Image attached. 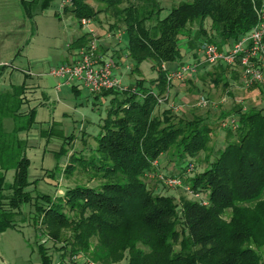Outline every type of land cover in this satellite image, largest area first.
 Masks as SVG:
<instances>
[{
  "label": "trees",
  "instance_id": "1",
  "mask_svg": "<svg viewBox=\"0 0 264 264\" xmlns=\"http://www.w3.org/2000/svg\"><path fill=\"white\" fill-rule=\"evenodd\" d=\"M50 1L23 4L28 14H33L36 10L31 8L36 3L42 9ZM263 3L181 0L163 16L159 0H72L65 5L78 19L101 11L111 13L115 24L122 22L133 69L139 71L140 62L149 59L156 75L151 84L137 77L125 90L99 91L113 96L95 135L96 145L88 154L71 152L63 170L72 172L80 160L83 169L101 180L95 184L77 182L53 195L28 188L36 179L28 177L27 143L18 137V131L33 124L35 107L20 114L15 113L21 102L17 96L0 101V230L14 227L22 205L30 203L36 234L41 233L40 224L54 248L60 250L55 261L49 246L36 241L41 264H68L74 255L101 264H264L263 109L235 105L229 110L238 120L237 127L231 124L237 136L194 175L193 169L186 172L184 163H192L193 157L207 148L214 125L203 116L176 118L169 108L161 114L155 112L167 88L168 69L163 63L183 61L180 41L187 39V49L204 40L220 46L232 43L257 23ZM208 18L214 34L206 29ZM217 64L222 75L230 67ZM21 88L15 87L16 95ZM9 111L15 123L6 131L2 117ZM56 123L42 128L41 134H55ZM56 130L64 141L74 137L63 134L59 127ZM171 148L179 159L175 175L200 191L208 203L187 196L177 201L172 194L154 192L148 185L146 176L154 170L156 159ZM68 149L63 142L56 152L67 153ZM9 169L14 171L12 180L6 179ZM25 215L21 219L27 220Z\"/></svg>",
  "mask_w": 264,
  "mask_h": 264
},
{
  "label": "rangeland",
  "instance_id": "2",
  "mask_svg": "<svg viewBox=\"0 0 264 264\" xmlns=\"http://www.w3.org/2000/svg\"><path fill=\"white\" fill-rule=\"evenodd\" d=\"M159 1L163 5V9L160 12V15L163 16L170 9L171 5L181 0ZM53 9L54 4L50 3L49 7L44 11L42 18H58L57 15H54ZM109 15L111 16L112 14L109 13ZM75 18V15L71 11H67L62 16L61 22L66 23L70 19L74 20ZM119 24L122 26V22H119ZM194 26L197 25L194 24ZM205 26L208 33L215 32L211 27L210 18L205 21ZM51 31L54 30L52 29ZM55 33V35H52L49 32L50 36L44 41L42 48L43 55L48 54V57L43 61L41 68H45L56 61V46L62 47V45H65L66 38H64V32L59 31ZM180 43L184 52L183 61L196 60L200 57L199 46L187 49V39H182ZM37 49L40 48L38 47ZM194 52L198 54L194 55ZM125 63L134 66V60L129 56L122 57L120 64H122L121 70L123 73L130 75L131 78L141 76L146 79V83L148 81L151 84L152 78L149 77L156 70L152 67V62L149 59L141 62V71H130V69L125 67ZM223 63L226 64L225 62ZM221 72L222 68L216 63L206 61L199 63L196 71L187 74L181 80H173L170 84H167V88L160 95L159 103L155 109L157 114H161L163 109L169 108L173 114H176V118L181 116L186 118L203 116L214 125L207 148L193 157L192 162L195 166L191 175L209 165L218 150L228 140L237 136L236 129H233L231 123H229L230 119L235 117L236 114L229 110L236 105L244 109H249L250 107L262 108L264 111V87L258 84L246 85L241 71L236 67H227L223 75ZM226 80L228 81L227 84L225 83ZM123 83L125 82L123 81ZM67 88L66 92L63 91L66 104H63L62 101L59 103L54 101L37 106L36 121L31 127V137L28 139L29 145L26 149V154L30 158L28 177L31 180L36 179V182H33L28 188L34 192H47L53 195L57 194V192L62 193L66 186H72L77 182L95 184L101 180L99 176L93 175L90 170L83 169L82 165L79 164L80 160L77 161L72 172L64 171L63 168L70 160L69 156L71 152L79 155L77 150H80V152L88 154L96 145L95 135L101 128V123L106 116L113 94H100L94 100L87 89L82 88L76 94L77 96L74 100V98H68L67 93L70 92L71 87L68 86ZM44 118H49L51 123L47 125L48 121H43ZM52 121L57 122V125H54V131L57 132L58 130L56 129L59 127L63 131V134H72L74 136L73 139L69 140L66 137L64 141L65 138L56 132L49 137L41 134V129L51 126L53 124ZM63 142L66 147L70 148L68 149V151L70 150L69 153L56 152ZM172 150L173 148L162 153L156 159L155 168L146 176V181L154 192L172 194L177 201H180V198L183 196L196 199L197 197L192 191L194 188H192L189 182H185L184 178L182 184L167 185L164 182L167 175H175L178 172L179 159L173 155ZM184 164L189 167L190 162H185ZM185 170L187 172L188 169ZM13 173V169L7 170L6 179L12 180ZM33 209L32 204H23L20 214L15 216L16 225L8 227L5 230H0V264H28L29 262L38 264L39 257L36 250L30 256V260H26L27 251L38 240L44 241L49 246V252L52 254L53 259H57L60 250L54 248L52 240L47 237L44 228L40 224L39 231L41 233L36 234L37 230L30 217L33 214ZM22 214H26L27 220L21 219L20 216ZM226 216H228V213H226ZM57 245H59V242L56 243ZM81 259V256H77L76 260L72 259L71 262L84 264V261Z\"/></svg>",
  "mask_w": 264,
  "mask_h": 264
},
{
  "label": "crops",
  "instance_id": "3",
  "mask_svg": "<svg viewBox=\"0 0 264 264\" xmlns=\"http://www.w3.org/2000/svg\"><path fill=\"white\" fill-rule=\"evenodd\" d=\"M23 1L32 0H0V101L5 103L6 98H15V96L21 99L15 113L26 114L32 107H35V122L37 106L54 101L57 103L62 101L63 104H66L63 91L66 92L68 86L71 87L70 92L67 93L68 98H74V100L76 94L82 88H86L77 81L53 76L48 73V70L52 65L74 59L79 46L89 37V27L94 29L98 38L97 55L110 59L113 63V73L122 78L125 84L134 85L136 78H131L130 75L121 70L122 57L127 56L126 35L124 28L114 23L113 17L101 11L91 17L89 25L81 24L76 16L74 20L70 19V21L62 23V16L70 10L61 8V0L50 1L54 4L53 13L58 17L53 19L42 18L50 3L42 9L39 8V3H36L31 8L32 11L34 9L36 11L33 14H28ZM52 24L54 27L51 26ZM59 31H63L65 34V45L56 46V61L45 68H41L43 61L48 57V54L43 55L44 41L50 36L49 32L55 35V32ZM228 44L226 43L224 46ZM38 47L40 49H37ZM141 62L139 71H141ZM179 63L177 61H165L163 66L170 70L176 68ZM125 67L130 71L135 70L133 69L134 66L128 65V63H125ZM155 75L156 72L149 78H153ZM16 86H22L17 95L15 94ZM89 94L96 100L100 92H89ZM65 113L67 112L65 111ZM43 121H48L47 125L51 123L49 118H44ZM14 123L15 116L10 111L2 117L4 130L10 131ZM32 125L28 129L18 131V137L24 139L27 146L29 145L28 139L31 137ZM35 250L38 253L36 242L26 253L27 261L30 260V256ZM28 264H33V262ZM38 264H41L40 257Z\"/></svg>",
  "mask_w": 264,
  "mask_h": 264
},
{
  "label": "built area",
  "instance_id": "4",
  "mask_svg": "<svg viewBox=\"0 0 264 264\" xmlns=\"http://www.w3.org/2000/svg\"><path fill=\"white\" fill-rule=\"evenodd\" d=\"M71 3L72 0H61L60 5L61 8H64L65 5ZM258 14L257 23L226 46H220L211 40L202 41L199 45L200 57L196 60H184L176 68L168 70L166 73L167 84L173 80L183 79L187 74L196 71L199 63L206 61L216 64L225 62L241 71L246 85L257 83L264 87V3L258 9ZM78 20L83 25H89L91 22V18L86 16H81ZM88 32L89 37L79 46L74 59L52 65L48 73L58 78L77 81L92 93L108 88L127 89L129 85L123 83L121 78L113 73L112 61L97 55L98 38L94 29L89 27ZM229 123L233 127H237L238 120L233 117ZM194 166L193 162L190 163L188 170L191 171ZM164 182L167 185L182 184L183 178L167 175ZM192 191L202 203H208V199L203 197L200 191L194 189ZM77 256H81L84 264H101L83 255H74L72 259L75 261ZM72 262L68 264H75Z\"/></svg>",
  "mask_w": 264,
  "mask_h": 264
}]
</instances>
